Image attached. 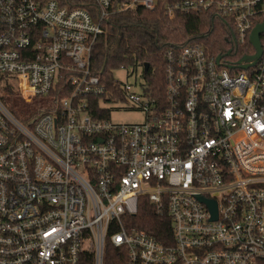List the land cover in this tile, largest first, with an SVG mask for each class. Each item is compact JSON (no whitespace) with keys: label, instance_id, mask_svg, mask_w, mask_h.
<instances>
[{"label":"built area","instance_id":"1","mask_svg":"<svg viewBox=\"0 0 264 264\" xmlns=\"http://www.w3.org/2000/svg\"><path fill=\"white\" fill-rule=\"evenodd\" d=\"M159 1L0 0V264H112L109 248L118 264L264 261V34L245 70L203 45L167 51L163 97L144 67L120 69L136 81L115 77L119 97L92 72L111 21ZM165 9L221 15L241 47L264 24V0ZM7 86L27 103L51 96V110L19 120ZM113 111L145 119L118 123ZM141 198L170 217L171 242L132 224Z\"/></svg>","mask_w":264,"mask_h":264},{"label":"trees","instance_id":"2","mask_svg":"<svg viewBox=\"0 0 264 264\" xmlns=\"http://www.w3.org/2000/svg\"><path fill=\"white\" fill-rule=\"evenodd\" d=\"M168 0H160L154 10L135 8L112 20L105 35H102L92 57V72L103 84L115 90L119 85L114 73L122 68L144 67L143 77L149 90L157 97H163L165 54L169 50L188 45H203L213 56L225 57V62L236 64L244 56H251L255 49L248 40L245 47L233 40L231 23L221 15L205 11L192 14H177L168 17L165 9ZM75 7H90L93 0H70ZM263 43V39H262ZM230 55H227L228 52ZM119 97V93L117 94ZM51 97V96H50ZM50 97L35 98L27 103L15 89H3V102L11 112L26 121L37 112L51 110ZM132 224L146 231L164 244L172 241V222L167 214H160L146 198L140 199L139 213L132 218ZM127 225V223H126ZM118 264L113 249L107 250V260ZM125 263L122 260V264ZM108 264V263H107ZM264 264V261L261 262Z\"/></svg>","mask_w":264,"mask_h":264},{"label":"water","instance_id":"3","mask_svg":"<svg viewBox=\"0 0 264 264\" xmlns=\"http://www.w3.org/2000/svg\"><path fill=\"white\" fill-rule=\"evenodd\" d=\"M264 34V24L257 25L251 35H250V43L252 44L253 48L255 49V54L252 56H244L242 59L238 61V67L241 69H248L250 66L255 65L257 60L262 56V45H261V36ZM227 55H230V52L227 53ZM222 56L218 57V62L221 60ZM145 70H148L149 65L146 63L144 65ZM203 202H206L212 213H213V220L217 219V207L216 203L213 201H207L204 199Z\"/></svg>","mask_w":264,"mask_h":264},{"label":"rangeland","instance_id":"4","mask_svg":"<svg viewBox=\"0 0 264 264\" xmlns=\"http://www.w3.org/2000/svg\"><path fill=\"white\" fill-rule=\"evenodd\" d=\"M142 69L138 72L140 73ZM114 76L121 82H129L134 83L136 81L135 75L129 74L125 70L116 71ZM137 81L139 82L140 79L138 78ZM140 91V90H139ZM21 98V97H20ZM145 116L141 112H126V111H113L112 120L118 123H140L143 122Z\"/></svg>","mask_w":264,"mask_h":264},{"label":"flooded vegetation","instance_id":"5","mask_svg":"<svg viewBox=\"0 0 264 264\" xmlns=\"http://www.w3.org/2000/svg\"><path fill=\"white\" fill-rule=\"evenodd\" d=\"M231 54V53H230Z\"/></svg>","mask_w":264,"mask_h":264}]
</instances>
